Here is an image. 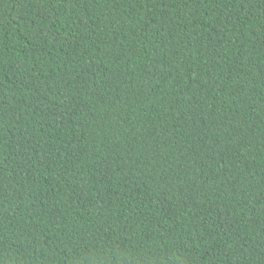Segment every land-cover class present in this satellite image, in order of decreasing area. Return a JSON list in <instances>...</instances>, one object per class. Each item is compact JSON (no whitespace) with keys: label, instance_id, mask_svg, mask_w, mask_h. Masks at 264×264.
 <instances>
[{"label":"trees","instance_id":"1","mask_svg":"<svg viewBox=\"0 0 264 264\" xmlns=\"http://www.w3.org/2000/svg\"><path fill=\"white\" fill-rule=\"evenodd\" d=\"M0 264H264V0H0Z\"/></svg>","mask_w":264,"mask_h":264}]
</instances>
